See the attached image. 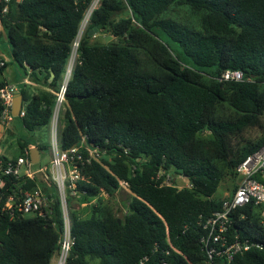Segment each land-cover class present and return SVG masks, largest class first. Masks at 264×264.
Returning a JSON list of instances; mask_svg holds the SVG:
<instances>
[{
    "label": "trees",
    "instance_id": "trees-1",
    "mask_svg": "<svg viewBox=\"0 0 264 264\" xmlns=\"http://www.w3.org/2000/svg\"><path fill=\"white\" fill-rule=\"evenodd\" d=\"M89 2L9 0L4 14L0 2L9 62L43 87L32 95L19 88L24 114L17 118L25 133L16 139L13 158L27 156L30 146L46 150L32 132L50 122ZM179 7L197 21L179 15ZM100 31L115 40L91 43ZM76 54L58 139L63 149L76 143L83 155L86 148L100 154L78 165L84 179L76 183L77 196L112 194L121 184L133 196L123 219L99 198L87 216L70 213L67 264H133L142 256L148 264H211L199 220L220 208L213 196L223 173L236 175V165L264 144V0H100ZM226 69L240 71L242 79L219 80ZM249 129L258 136L243 138ZM217 161L225 162L224 172ZM160 170L182 175L188 186H160L154 179ZM22 185L39 187L49 207L43 216L0 215V264H51L63 223L58 194L40 175ZM258 208H239L232 229L261 246L227 264H264ZM243 212L245 219L238 217Z\"/></svg>",
    "mask_w": 264,
    "mask_h": 264
},
{
    "label": "built area",
    "instance_id": "built-area-1",
    "mask_svg": "<svg viewBox=\"0 0 264 264\" xmlns=\"http://www.w3.org/2000/svg\"><path fill=\"white\" fill-rule=\"evenodd\" d=\"M3 6L1 13H6L9 0H0ZM74 3L77 0H73ZM100 0H90L88 6L82 14V18L77 30L82 35L89 22L92 11L99 5ZM85 24L83 25V23ZM85 28V29H84ZM84 30V31H83ZM74 39V40H75ZM79 40V39H78ZM73 41V45H74ZM78 42H76V49ZM76 57V51H75ZM69 61L65 68V73L61 84L55 94V102L50 119V151L51 158L46 167L33 170V164L29 158V149L25 151L26 155H20L15 158L4 156L0 153V215L6 214L9 219H14L24 215H45V210L49 207L48 197L39 188H23V183L27 179H34L36 176H42L43 180L53 184L59 197L60 208L62 211V230L58 241V250L56 259L52 264H67V256L73 243L70 232V219L68 215V203L66 196H77V181L83 180L79 172V164L89 163L91 158L99 157L96 148H86V155L82 154L81 148L73 145L67 149L60 146L58 139L59 132V113L63 108L66 83L71 75L75 61ZM4 61L0 60V66ZM242 75L238 70H224L219 80H241ZM18 93L16 85L6 83L0 87V126L10 125L13 115L11 114L12 100ZM24 114V109L20 107L18 116ZM44 169L46 171H44ZM235 173L240 180L233 191L221 199L220 208L211 215L201 218L199 224L203 230L200 238V244L206 261L211 264H227L232 258L244 253L253 247H260V242L249 237H241L236 229H232L234 213L249 203L258 206V221L264 226V144L252 153L247 154L235 167ZM154 179L159 181V185L177 186L174 176L166 171H158ZM185 185V184H184ZM187 186V185H185ZM184 186V187H185ZM238 217L245 219V213H240ZM149 257L142 256L133 264H148ZM164 264V262H161Z\"/></svg>",
    "mask_w": 264,
    "mask_h": 264
},
{
    "label": "rangeland",
    "instance_id": "rangeland-1",
    "mask_svg": "<svg viewBox=\"0 0 264 264\" xmlns=\"http://www.w3.org/2000/svg\"><path fill=\"white\" fill-rule=\"evenodd\" d=\"M177 13L179 15H183L189 21H192V22L197 21L196 16H194L192 13H190V11H188L186 8L179 7L177 9ZM81 36H82V33H81ZM80 38H76L74 40V42H75L74 45L72 44V50H71L67 65H68L69 61L71 60V62H72L73 57H75L74 54L76 51V42H79L78 39H80ZM161 38H162L163 42L167 43L169 45V47L174 52L178 51L179 48L175 42H172L164 34L161 36ZM113 40H115V38L113 36H111L107 31H100L90 38L91 43H97V44H105V43L111 42ZM7 46H9V44H8L6 35L2 32L0 35V52L5 57H8ZM76 57H75L74 64L76 62ZM9 60H10V58H9ZM9 60H8V63L6 64V66L2 70L5 78H7L8 82H10L13 85H16L18 88H20L21 86L24 87L27 94H29V95L34 94L37 91V89H35L33 86L23 85V83H21V81H19V79L21 77H24V70L22 68H20L19 66H17L16 64L10 63ZM67 65H66V67H67ZM64 73H65V71H64ZM64 73H63V75H64ZM14 74L16 75V77H14ZM2 78L3 77L1 76V72H0V80ZM63 111H64V106H63V108H61L60 113H59V117H58L60 126L63 123V119H62ZM9 128H10V130L12 128L11 133H10ZM50 128H51V124L49 123L45 127H42L40 129H37V130L32 132L33 138L37 139L38 141H40L46 145V150L40 154L39 161L37 163H34L31 165L33 170H38L39 168H41L43 166L46 167V165L50 161V158H51V154L49 153V151H50ZM24 133H25V131L20 127L19 119L17 117H14V119L11 121L10 125H7L6 127H3V128L0 126V152H2L3 154H5L7 156H12L16 152V143H15L16 139L18 138V136H20ZM257 136H258V132L256 129H249L242 134V137L245 139L246 138H252L253 139ZM217 164H218L219 168L224 172L225 171V162L224 161H217ZM44 171H46V170L44 169ZM173 176L175 178V183L177 184V186L178 185L183 186V187L185 185L188 186L187 178H185V177L183 178L182 175L174 174V173H173ZM239 180H240V177H238L237 175H230V174L224 172L222 175L221 181H220V183L217 187V190H216L213 197L215 199L225 198L226 196H228L233 191L235 186L238 184ZM49 187H52V184L49 183ZM132 196H133L132 192L127 188V186L125 184H121V187L118 190H116L115 192H113L112 194H107V193L101 192L98 195V197L92 198L89 200L85 199L84 197L72 196L71 197L72 199L68 203L69 219H70V213L71 212H75L80 217L87 216L89 213V209H90L91 205H93L97 202V198L100 199L101 205L107 206L108 208L112 209V211L115 213L117 218L123 219L124 215L127 212L128 202L131 200ZM55 259H56V254L53 257L51 264L54 263ZM90 264H97V261L93 260L90 262Z\"/></svg>",
    "mask_w": 264,
    "mask_h": 264
},
{
    "label": "water",
    "instance_id": "water-1",
    "mask_svg": "<svg viewBox=\"0 0 264 264\" xmlns=\"http://www.w3.org/2000/svg\"><path fill=\"white\" fill-rule=\"evenodd\" d=\"M93 31H95V28L93 30H88V35H92ZM21 104H22V96L20 93H17L14 95L11 105V114L14 117L18 116ZM74 145H76V143ZM39 154L40 152L37 146H32L29 149V158L33 164L39 161Z\"/></svg>",
    "mask_w": 264,
    "mask_h": 264
},
{
    "label": "crops",
    "instance_id": "crops-1",
    "mask_svg": "<svg viewBox=\"0 0 264 264\" xmlns=\"http://www.w3.org/2000/svg\"><path fill=\"white\" fill-rule=\"evenodd\" d=\"M7 49H8V57H5V56L0 52V60H3L5 64L8 63V60H9V58H10V53H9V49H10V47L7 46ZM1 76H2L3 78H2L0 81H5L6 83H10V82H8L7 78H5V76H4V74H3L2 71H1ZM14 77H16L15 74H14ZM19 81H21V83L23 82L24 85L33 86V87H34L35 89H37V90L40 89V88L43 89V87H42L41 85L29 81V80L27 79V77H23L22 80L19 79ZM17 88H18V87H17ZM18 91H19V88H18ZM36 92H37V91H36ZM2 128H3V127H2ZM11 129H12V128H11ZM10 133H11V131H10ZM0 153H1L2 155H4V156H7V155L3 154L2 152H0ZM40 154H41V153H40ZM40 154H39V159H40ZM8 157H13V155H12V156H8ZM53 257H54V256H53ZM52 259H53V258H52ZM51 261H52V260H51Z\"/></svg>",
    "mask_w": 264,
    "mask_h": 264
},
{
    "label": "bare ground",
    "instance_id": "bare-ground-1",
    "mask_svg": "<svg viewBox=\"0 0 264 264\" xmlns=\"http://www.w3.org/2000/svg\"><path fill=\"white\" fill-rule=\"evenodd\" d=\"M84 24H85V22L83 23V25H84ZM81 33H82V32L78 33V35H77L78 37H77V38H80V37H81ZM73 58H74V57H73ZM72 61H73V60H72Z\"/></svg>",
    "mask_w": 264,
    "mask_h": 264
}]
</instances>
